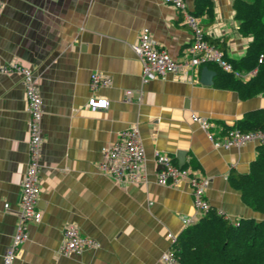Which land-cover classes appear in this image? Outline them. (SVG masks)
<instances>
[{
	"label": "crops",
	"instance_id": "obj_1",
	"mask_svg": "<svg viewBox=\"0 0 264 264\" xmlns=\"http://www.w3.org/2000/svg\"><path fill=\"white\" fill-rule=\"evenodd\" d=\"M186 2L194 12L196 0ZM212 2L213 17L198 16L207 41L230 59L243 58L252 37L240 31L235 0ZM143 28L173 58L188 54L192 32L163 0H0V264L18 221L29 161L23 76L1 70L14 61L32 70L42 97L43 143L37 205L42 216L29 224L13 264H166L162 256L188 226L183 220L196 223L204 214L194 206L189 179L158 182L157 155L177 166L179 153H185V165L194 161L199 168L189 169L210 181L207 201L231 221L264 218L229 181L232 171L249 172L262 143L215 147L192 119L207 118L216 141L223 142L225 125L264 109V93L242 100L237 92L215 87L214 80L203 81L204 66L143 84V65L133 48ZM95 73L110 77L111 84L92 89ZM90 97L110 105L92 111ZM133 125L145 148V178L119 183L99 164L104 149ZM68 225L98 247L63 255Z\"/></svg>",
	"mask_w": 264,
	"mask_h": 264
},
{
	"label": "built area",
	"instance_id": "obj_2",
	"mask_svg": "<svg viewBox=\"0 0 264 264\" xmlns=\"http://www.w3.org/2000/svg\"><path fill=\"white\" fill-rule=\"evenodd\" d=\"M164 3L172 5L182 16V22L189 27L192 32L191 45L188 54L182 59L173 58L166 50L160 48L151 38L148 28H143L140 32L138 42L134 45V52L143 65L142 83L147 84L159 77L168 74L183 75L190 70H197L200 67L215 64L221 69L231 72L233 67L226 58L224 52L218 47L210 44L206 39L201 20L188 7L186 0H163ZM264 56H260L262 62ZM3 73L17 72L23 76L25 87L27 110L29 119V141L28 153L29 161L21 184L20 212L18 221L14 229L12 242L8 247L2 264H13L18 258L23 244L29 237V224L41 219V212L38 209V199L40 195V172L41 155L43 143V100L37 89L34 75L30 68L14 61L4 66ZM235 74L240 78L251 77L256 74V70L247 74ZM112 80L108 76L95 73L91 76L90 87H107ZM128 97L133 95V91H127ZM110 101L106 98L90 97L88 107L92 111L107 109ZM193 121L197 122L206 132L208 138L215 147L230 149L241 147L249 141L257 140L264 144V132L243 133L238 129L227 132L223 142L216 141L211 132L212 123L205 117L192 115ZM145 148L139 138V127L133 125L120 134L119 140L103 151V160L99 164L100 169L119 183H141L144 181ZM157 162L162 167L158 173V182L163 185L176 184L180 180L189 179L194 197L196 210L205 214L211 209L210 203L205 197L206 189L210 181L201 177L191 169L180 168L174 165L170 158L157 155ZM8 208V204L5 205ZM185 224H191V220L184 219ZM173 238V237H172ZM176 241L173 238V243ZM98 243L89 237L81 235L75 225H68L64 231L60 252L63 255H81L85 250L95 249ZM166 264H181L172 250L162 256Z\"/></svg>",
	"mask_w": 264,
	"mask_h": 264
},
{
	"label": "trees",
	"instance_id": "obj_3",
	"mask_svg": "<svg viewBox=\"0 0 264 264\" xmlns=\"http://www.w3.org/2000/svg\"><path fill=\"white\" fill-rule=\"evenodd\" d=\"M236 19L240 31L251 36L252 42L239 60L230 59L233 67L228 72L215 64L207 65L216 72L217 88L237 92L242 100L264 93V0H235ZM212 0H196V16L214 15ZM256 70V74L244 80L238 77ZM238 129L243 133L264 132V109L250 111L233 126H224V133ZM174 163V162H173ZM176 165V163H174ZM183 168L196 170L199 166L191 161ZM231 185L241 192L242 200L252 210L264 215V144L258 146L257 157L248 173L232 171ZM171 250L181 264H264V218H240L231 221L218 209L211 207L199 221L188 225L172 244Z\"/></svg>",
	"mask_w": 264,
	"mask_h": 264
},
{
	"label": "water",
	"instance_id": "obj_4",
	"mask_svg": "<svg viewBox=\"0 0 264 264\" xmlns=\"http://www.w3.org/2000/svg\"><path fill=\"white\" fill-rule=\"evenodd\" d=\"M216 72L207 65L202 68V80L207 84H212ZM185 165V153H179V167L183 168Z\"/></svg>",
	"mask_w": 264,
	"mask_h": 264
}]
</instances>
